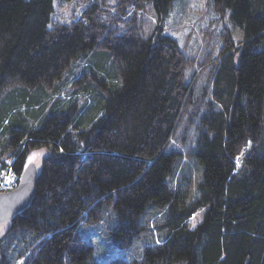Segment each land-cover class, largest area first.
I'll return each instance as SVG.
<instances>
[{
	"label": "trees",
	"instance_id": "1",
	"mask_svg": "<svg viewBox=\"0 0 264 264\" xmlns=\"http://www.w3.org/2000/svg\"><path fill=\"white\" fill-rule=\"evenodd\" d=\"M56 1L70 0H0V173L18 187L31 151H49L29 207L0 235V264H90L78 227L104 206L130 247L150 204L163 207L160 232L139 259L109 264H264V0H211L245 38L222 51L201 95L178 42L138 20L151 5L164 21L176 0H115L114 14L94 0L70 23L54 22ZM95 52L118 80L92 75L76 106L67 75Z\"/></svg>",
	"mask_w": 264,
	"mask_h": 264
},
{
	"label": "rangeland",
	"instance_id": "2",
	"mask_svg": "<svg viewBox=\"0 0 264 264\" xmlns=\"http://www.w3.org/2000/svg\"><path fill=\"white\" fill-rule=\"evenodd\" d=\"M91 2L93 3L94 0L56 1L53 16L54 22L70 23L72 20L79 19ZM97 3L102 4V1L97 0ZM107 9L114 14L116 12V1L108 0ZM132 12L129 13L126 19H131ZM137 15L147 36L156 33L161 26L164 34L171 36L178 42L180 49L186 55V59L189 60L185 68L186 80L191 81L196 95L204 93V88L208 85L211 77L213 64L219 60L222 51L228 44L234 43L236 48H239L243 45L242 42L245 38L243 29L233 23L230 10H219L213 6L211 0H176L171 7L169 15L162 22L159 21L157 13L151 5H147L146 10ZM99 61L103 63L101 57L97 56V52L92 53L83 64H76V61L72 67L73 69L68 73L67 77L70 78V81L73 83L78 82L79 84H69L65 87L69 96L74 92L78 93V95L74 93V97L77 95L76 100H74V102H77L76 106L83 105V102L88 99L82 87L83 85L95 84V78L98 77L97 74H102L101 77L106 84H104V87H111L114 79L118 80V77L116 78L117 71H115L116 65L113 59L105 65L106 71L104 72H100V68L97 67ZM92 75L96 77L93 78ZM99 89L104 91L100 85ZM12 95L11 92H6L2 98L9 100ZM91 95L94 96L93 93ZM90 102H92V99ZM56 106L57 103L55 101L51 103L46 116L50 115ZM93 106L94 109L92 107L90 111H86V123L96 113L99 106L98 102H94ZM76 111H73L70 106H66L68 114L70 112L71 114H75ZM183 132L180 136H182ZM192 135L193 133L189 135V144L194 139ZM189 144L186 146V149L190 146ZM48 155L49 151L47 148H36L29 155V158L32 157V159L30 161L28 158V164H36L38 172H40L43 160ZM241 158H238L239 166L241 165ZM187 161V163L191 161L189 156H187ZM194 162H196L195 158ZM201 165V169L203 170L204 165ZM192 168L194 166L190 164L186 166L187 170H191ZM162 210L163 207L159 205H149L141 216L140 222L143 230L140 233V240L127 247L123 244L117 233L112 230L113 222L111 220L112 214L110 209H106L103 206L96 219L83 222L77 230V233L84 240L89 241L94 248L90 264H109L116 258H126L129 261H131V258L139 259L142 249L149 243L148 240L156 237L157 230L160 232V218H158V214ZM204 214L205 209H201L190 218L188 223L191 229L197 228L202 223ZM7 227L8 223L0 226V235L7 231Z\"/></svg>",
	"mask_w": 264,
	"mask_h": 264
},
{
	"label": "water",
	"instance_id": "3",
	"mask_svg": "<svg viewBox=\"0 0 264 264\" xmlns=\"http://www.w3.org/2000/svg\"><path fill=\"white\" fill-rule=\"evenodd\" d=\"M38 176V167L31 163L26 167L15 190L0 193V225L10 222L29 207L36 194Z\"/></svg>",
	"mask_w": 264,
	"mask_h": 264
},
{
	"label": "built area",
	"instance_id": "4",
	"mask_svg": "<svg viewBox=\"0 0 264 264\" xmlns=\"http://www.w3.org/2000/svg\"><path fill=\"white\" fill-rule=\"evenodd\" d=\"M15 174L10 170L9 173L4 172L0 174V187L3 191H10L14 187Z\"/></svg>",
	"mask_w": 264,
	"mask_h": 264
},
{
	"label": "snow or ice",
	"instance_id": "5",
	"mask_svg": "<svg viewBox=\"0 0 264 264\" xmlns=\"http://www.w3.org/2000/svg\"><path fill=\"white\" fill-rule=\"evenodd\" d=\"M29 159H30V161H31L32 157H30Z\"/></svg>",
	"mask_w": 264,
	"mask_h": 264
}]
</instances>
